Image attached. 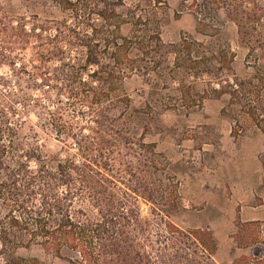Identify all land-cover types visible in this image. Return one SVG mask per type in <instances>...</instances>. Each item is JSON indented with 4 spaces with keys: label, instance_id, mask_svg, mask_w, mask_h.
<instances>
[{
    "label": "trees",
    "instance_id": "obj_1",
    "mask_svg": "<svg viewBox=\"0 0 264 264\" xmlns=\"http://www.w3.org/2000/svg\"><path fill=\"white\" fill-rule=\"evenodd\" d=\"M191 1H200L191 4L198 7L199 34L213 37L204 31L210 9L215 23L222 12L236 26L238 45L253 61L250 78L235 76L229 48L188 37L163 43L159 2L142 10L125 0H57L68 22H56L45 38L32 27L38 82L31 77L27 86L54 95L51 108L38 98L33 108L42 131L70 140L76 154L44 156L36 139H21L0 112V264H46L17 255L33 247L59 260L70 252L68 264H217L218 244L208 227L187 231L172 222L183 211L179 184L145 137L156 107L176 102L187 111L222 97L220 113L233 127L241 120L264 126V69L257 66L264 61V0ZM122 25L130 26L126 37ZM132 78L149 89L140 92L143 107H134L124 89ZM160 86L176 94L167 105ZM22 100L25 106L27 97ZM236 228L230 237L236 249L260 247L262 253L224 264H264L260 224Z\"/></svg>",
    "mask_w": 264,
    "mask_h": 264
},
{
    "label": "rangeland",
    "instance_id": "obj_2",
    "mask_svg": "<svg viewBox=\"0 0 264 264\" xmlns=\"http://www.w3.org/2000/svg\"><path fill=\"white\" fill-rule=\"evenodd\" d=\"M57 0H0V112L9 117V122L21 139L26 142H34L40 148L44 156H57L60 159L76 154L75 147L70 140L58 141L53 135L40 128V120L37 118L38 110L33 104L38 98L40 104L51 108L54 95L51 91L42 95L28 87V80L33 74V66H39V59L34 51L39 43L32 37L31 29L37 28L36 33L42 34V38L52 35L50 28L55 27L56 22L64 19L68 22L66 14L62 13L56 5ZM159 5L156 10L163 14L161 22L160 38L165 44H177L182 37L195 39L199 42H211L216 46L229 48L234 55L232 70L239 79L250 78L253 75V61L246 60V50L238 45L236 26L227 21L222 12H219V20L215 23L212 9L206 12V28L204 31L212 35L205 37L198 33L195 14L197 8L191 5V0H125L126 5H140L142 10H151ZM200 1L193 4L199 6ZM214 21V22H213ZM213 26V27H212ZM42 28L43 31H39ZM130 26L122 25L120 35H129ZM74 53L69 51L68 55ZM248 62V67L245 66ZM250 62V64H249ZM264 69V61L257 65ZM54 65L49 63L47 68ZM24 70L26 73L22 71ZM199 87L203 84L199 82ZM133 106L143 107L145 94L149 92L141 80L132 78L124 83ZM164 99V104H169L171 98H176L174 92L161 89L157 91ZM27 97L26 105L22 99ZM169 100V101H168ZM226 97L219 100H205L201 108L185 110L176 102H172L167 108H157V120L150 124V132L145 137V143L154 144L156 152L162 154L171 164L169 173L179 184L178 192L182 198L183 211L172 217V222L182 230H194L208 227L214 215L200 204L198 194L189 187L192 180H199L203 184L204 175L209 176L211 170L222 165L230 154L223 150L227 145L226 140L231 137L235 143L243 137L252 124L239 121L237 127L229 117L222 116L221 110L226 106ZM241 130V131H240ZM230 132V134H227ZM264 142V128L261 130ZM33 134L35 136H33ZM259 161L264 164V151L259 154ZM33 164L31 165L32 168ZM211 172V173H210ZM199 202L197 203L196 202ZM143 214L145 208L142 207ZM264 233V227L261 228ZM213 233L218 244V251L214 257L217 264L230 262L232 258L240 256H258L262 253L260 247H251L246 250L236 249L225 233L219 230ZM214 232V231H212ZM260 240L264 242V234H260ZM18 256L35 257L46 264H68L67 259L74 257L70 252H64V260L46 256L37 247L30 250H19Z\"/></svg>",
    "mask_w": 264,
    "mask_h": 264
},
{
    "label": "crops",
    "instance_id": "obj_3",
    "mask_svg": "<svg viewBox=\"0 0 264 264\" xmlns=\"http://www.w3.org/2000/svg\"><path fill=\"white\" fill-rule=\"evenodd\" d=\"M262 128L251 126L235 143L231 137L226 140L223 150L230 156L209 176L204 175L203 184L194 179L189 185L203 209L214 214L209 222L213 233L222 230L228 240L236 233L237 223L264 227V164L259 161L264 142L258 136L263 137Z\"/></svg>",
    "mask_w": 264,
    "mask_h": 264
}]
</instances>
